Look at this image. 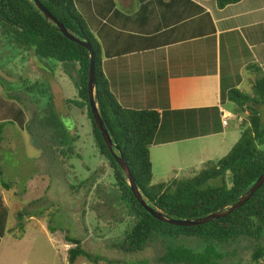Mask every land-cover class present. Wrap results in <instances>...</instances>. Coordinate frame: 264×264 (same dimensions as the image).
<instances>
[{
  "label": "trees",
  "instance_id": "obj_1",
  "mask_svg": "<svg viewBox=\"0 0 264 264\" xmlns=\"http://www.w3.org/2000/svg\"><path fill=\"white\" fill-rule=\"evenodd\" d=\"M39 1L72 34L91 43L95 52L96 100L99 113L113 142L118 145L127 159L142 195L151 205L173 218H201L228 204L237 202L239 197L247 192L257 178L264 173V148L260 147L264 145V117L261 114V108L264 105L262 66L256 63L248 65L250 69L257 72L251 84V93L243 92L238 88L226 91L229 102L235 103L243 112L248 111L249 113L247 120L241 118L240 124L246 127L230 151L217 161H209L210 164L194 176L173 177L168 181L152 183L153 165L150 147L155 141L156 134L162 128L169 127V124L162 119V115L157 110L128 108L118 102L102 70L101 43L90 30L84 16L76 8L75 0ZM239 1L241 0H217V5L222 8ZM0 37L7 43L22 49L21 54L26 51L27 58L31 54L35 58L33 60L35 65L40 67L48 63L52 75H55L57 69L62 66L63 71L75 84L78 91L76 104L91 121L94 145L113 169L114 184L112 187L108 186L112 188L111 192L106 190L107 188L101 190L99 185L93 189L98 176L96 172H92L88 180L81 181L76 187L70 184L76 191L84 188L86 197L91 191L99 197L101 203L98 207L101 208L98 209L97 206L92 208L100 220H106L107 214L111 215L110 218L117 219L112 216L111 212H108L113 209V203L117 209L130 218L123 237L112 242L113 248L125 254H138L152 245L165 243L164 239L160 238L161 236H188L202 241L203 247L200 251L165 243L162 245L160 261L166 264H225L221 262L226 259L231 260L226 264H264V183L241 207L210 222L181 226L155 218L139 203L129 188L124 171L113 158L93 118L88 94L90 67L88 49L66 38L53 22H48L33 0H0ZM40 86L42 88L38 89L39 92L40 90L44 93L48 92L43 82L30 83L24 87L23 91L35 93V89ZM9 97L18 101L28 100L26 94H10ZM49 98L48 105L52 102V97ZM34 99L38 100V98ZM36 100L30 102L37 103ZM68 101L67 99L66 102ZM36 113L37 111L33 110L32 119L35 118ZM184 113L173 111L177 117ZM218 119L220 121V118ZM4 121L0 122V143L3 139L1 130ZM52 122L56 130L55 136L57 134L63 136V141L55 145L53 153L55 154L58 150L60 156L67 159L73 155L81 158L74 145L77 136H66L63 122L58 115L52 117ZM40 127L46 128L42 125ZM199 127L196 129L197 132L193 131L187 134V137L204 135L211 131L204 128V124ZM56 157H58L57 154ZM1 184L6 189L11 188L9 183L3 181ZM86 201L87 199L84 203ZM15 214L20 221L11 231L21 230L23 227L21 212ZM25 214L27 215L26 212ZM35 214L43 216L44 212L39 211ZM32 216L34 215L30 214L27 218ZM118 220L121 222L122 218ZM47 222L48 229L55 232L50 216ZM65 239L73 244L67 251L70 264L75 263L80 256L94 262L104 259L86 250L81 238L67 234ZM110 260V262L122 263L120 260Z\"/></svg>",
  "mask_w": 264,
  "mask_h": 264
},
{
  "label": "rangeland",
  "instance_id": "obj_2",
  "mask_svg": "<svg viewBox=\"0 0 264 264\" xmlns=\"http://www.w3.org/2000/svg\"><path fill=\"white\" fill-rule=\"evenodd\" d=\"M255 51L264 59V44L257 45ZM21 52L22 49L0 37V122L5 120L1 130L3 139L0 143V185L3 181L9 183L14 192L8 196L9 201L0 206L1 211H5L3 225L4 228L7 225L8 230L6 238H2L0 244V264H70L67 251L73 244L65 239L67 234L81 238L86 250L104 258L94 262L80 256L73 264H166L159 259L162 245L165 243L200 251L203 247L202 241L188 236H161L165 243L152 245L138 254H125L111 246L112 242L123 237L130 218L113 203V209L108 212L117 219L110 218L111 215L107 214L106 220H100L92 208L101 203L99 197L93 191L86 197L84 188L77 191L73 188L81 181L88 180L92 172L98 174L93 189L99 185L101 190L107 188L106 190L111 192L112 188L108 186L112 187L114 184L113 169L94 145L91 121L76 104L77 88L62 66L52 75L48 63L39 67L35 65V58L31 54L27 58L26 51L22 54ZM254 76L256 77L257 73ZM245 77L241 89L251 93L250 77L246 72ZM36 82H43L48 92H39L41 86L35 89V93L23 91L25 86ZM9 93L26 94L28 100L12 99ZM50 96L52 102L48 105ZM33 100L37 103L30 102ZM225 109L234 115L226 126V146L223 145L224 150L219 154L210 152L209 159H220L226 155L240 139L246 127L240 124L242 119L238 122V113L233 112L230 105ZM33 110L37 111L34 119ZM56 114L63 122L66 136H77L74 145L81 158L73 155L67 159L60 156L58 150L53 153L55 145L63 141V136H55L52 117H57ZM261 114L264 117V105ZM248 115V111L243 112L244 120H247ZM41 125L46 128L42 129ZM213 129H222L218 118L213 124ZM215 138L220 139L217 135ZM207 139L213 142V137ZM199 142H204V139L177 141L171 148H166L165 157L159 161L164 164L163 168L170 170L172 174L163 179L166 174L159 173L155 168L152 183L168 181L174 176H194L206 168L210 163L198 150ZM260 147L264 148V145ZM199 159L205 160L199 162ZM70 183L74 186L71 187ZM19 211L23 227L21 230L11 231L17 223L19 224L20 220L15 214ZM39 211L44 212V217L35 214ZM30 214L34 216L27 218ZM48 215L52 218L55 232L48 229ZM119 218H122L121 222ZM110 259L120 260L122 263L110 262ZM227 261L229 260L225 259L221 263L226 264Z\"/></svg>",
  "mask_w": 264,
  "mask_h": 264
},
{
  "label": "crops",
  "instance_id": "obj_3",
  "mask_svg": "<svg viewBox=\"0 0 264 264\" xmlns=\"http://www.w3.org/2000/svg\"><path fill=\"white\" fill-rule=\"evenodd\" d=\"M75 5L101 43L102 70L118 102L157 110L169 124L150 147L153 178L155 168L166 174L163 179L171 176L159 160L177 141L204 139L198 150L207 161H217L209 154L223 152L229 125L223 117L234 116L226 106L238 113V122L244 117L226 91H242L245 72L251 89L257 72L248 65L256 63L264 71V59L255 51L264 44V0L222 8L217 0H75ZM173 111L185 113L177 117ZM217 118L221 131L212 129ZM202 124L211 131L187 137ZM12 189L0 185V206ZM4 214L0 209V244L7 233Z\"/></svg>",
  "mask_w": 264,
  "mask_h": 264
},
{
  "label": "water",
  "instance_id": "obj_4",
  "mask_svg": "<svg viewBox=\"0 0 264 264\" xmlns=\"http://www.w3.org/2000/svg\"><path fill=\"white\" fill-rule=\"evenodd\" d=\"M35 5L40 9V11L43 12L46 20L48 22H53L55 24V27L62 32V34L70 39L73 42H76L83 47L87 48L90 53V67H89V79H88V94H89V104L91 107L92 115L95 120V123L97 124L99 130L102 133V137L110 150L113 158L117 162L118 166L124 171V175L127 181V184L129 188L133 191L135 197L138 199L139 203L155 218L167 222L169 224L173 225H181V226H191V225H199L206 222H210L213 220H216L218 218L224 217L227 214L231 213L235 209L241 207L246 201L250 199V197L257 191V189L264 183V173L261 174L257 180L254 182V184L249 188L247 192H245L242 196L239 197L237 202L233 204H228L219 210L212 212L204 217L201 218H173L168 215H166L164 212L156 208L155 206L151 205L142 195L136 180L134 179V176L131 173L129 164L127 159L122 154L121 150L119 149L118 145L115 144L112 140L111 135L108 132V129L105 125L104 120L102 119L98 104L96 100V61H95V53L92 48V45L90 42L86 40H81L76 35L72 34L66 26L60 22L39 0H33Z\"/></svg>",
  "mask_w": 264,
  "mask_h": 264
},
{
  "label": "built area",
  "instance_id": "obj_5",
  "mask_svg": "<svg viewBox=\"0 0 264 264\" xmlns=\"http://www.w3.org/2000/svg\"><path fill=\"white\" fill-rule=\"evenodd\" d=\"M229 115L226 114V116L223 117V124L227 125L228 124V120L230 119V117H228Z\"/></svg>",
  "mask_w": 264,
  "mask_h": 264
},
{
  "label": "bare ground",
  "instance_id": "obj_6",
  "mask_svg": "<svg viewBox=\"0 0 264 264\" xmlns=\"http://www.w3.org/2000/svg\"><path fill=\"white\" fill-rule=\"evenodd\" d=\"M95 53V52H94Z\"/></svg>",
  "mask_w": 264,
  "mask_h": 264
}]
</instances>
